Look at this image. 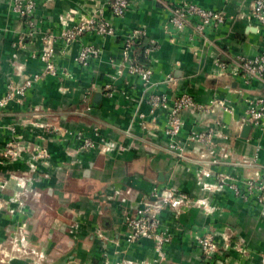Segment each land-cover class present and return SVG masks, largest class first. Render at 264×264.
I'll return each instance as SVG.
<instances>
[{"label":"crops","instance_id":"obj_1","mask_svg":"<svg viewBox=\"0 0 264 264\" xmlns=\"http://www.w3.org/2000/svg\"><path fill=\"white\" fill-rule=\"evenodd\" d=\"M7 1L0 0V97L9 82L19 83L24 76L40 71L41 63L37 55L47 41L53 39L52 47L60 50L63 43L62 32L80 26L83 29L75 40L65 46L67 50L58 60V64L67 68L70 73L69 80L59 82L46 78L40 86L27 93L22 106L12 104L0 111V151L9 137L6 131L8 125H14L16 132H22L28 140H33L31 137L38 134L39 131L30 126L21 129L19 124L22 118L30 120L32 106H40L39 109L45 112L44 115L54 117L55 119L51 118L52 121L57 119L56 124L72 127L71 124L85 135L91 124L88 121L97 122L101 126V134L121 148V151L115 149L106 156L96 150L72 155L67 142L44 137V145L50 155L47 164L39 169H42V176L47 179L45 183L50 189L57 187L62 199L64 196L63 203L60 199V212L67 215L74 210L76 215L80 212L88 215L94 209L92 201L100 202L99 195L109 194L112 189H121L124 186L134 189L138 193L137 199L144 196L154 185L176 187L195 199L209 196V204L218 212L206 217L192 210L178 221L166 218L165 225L174 234L168 250L170 258L177 260L179 264H195L192 259L191 239L182 230L193 232L199 227L208 228L217 224L235 228L234 239L243 240L252 251L263 248L261 245L264 244V237L259 232L264 230V221L256 222V219L247 217L244 207L227 191L210 195L200 191L193 175L194 170L184 169L165 150L168 141L163 135L165 114L161 110L155 111L150 118L146 117L150 120L149 124L153 125L147 126V130L143 131L136 124L129 123L135 111L138 93L127 99L129 93L127 94L125 88L126 93L105 98L97 89L102 82H106V76L111 73L107 61L118 59L124 37L139 31L146 44L153 42L155 45L146 52V66L152 71L151 82L155 83L154 93L166 94L168 97L186 93L200 104L213 99L229 100L232 114H222L216 109L211 114H205L211 119L208 127H214L210 124L212 122L220 123L217 130L226 139L217 140L230 147L235 161H249L255 155L258 165L264 168V132L253 129L246 138H242V126L237 123L243 108L242 100L263 97L264 84L252 81L243 85L237 78L231 77L228 71L217 76L214 68L215 62L224 63L231 68L234 66V58L251 59L259 50L264 49L261 27L251 17L252 0H129V9L121 18L110 14L109 0H30L33 2L30 14L33 28L29 34L22 21L9 12ZM181 2L221 12L225 22L215 29H204L202 33L193 31L191 25L177 32L168 24L167 15L169 8L176 7ZM103 21L112 36H101L97 33L98 23ZM85 45L98 48L101 54L98 60L91 62L87 70L76 69L73 58L77 50ZM134 50L132 51L136 54ZM168 75L173 79L170 89L164 82ZM89 82H93V87H96L94 90H89ZM119 82L123 83L122 79ZM60 87L64 88L61 93L57 90ZM85 95V104L89 107L87 115L90 118L73 116L75 111L83 112L85 101L82 98ZM138 109L148 113L145 105ZM205 115L195 118L182 113L184 125L175 139L176 142L187 146L185 139L189 133H200L207 129L206 125L196 124V120H203ZM40 122L48 123V120L41 119ZM128 130L130 134H127ZM119 134H122L121 139L118 138ZM1 161V177L8 178L24 165L21 160L13 165ZM223 171L236 177L247 175L242 167L234 171L225 167ZM86 184L92 189L84 190ZM15 189L10 184L4 192L15 193ZM3 196L2 193L0 199ZM116 205V202L106 205L104 215L107 220L102 221L105 229L115 228L119 223ZM93 218L94 221L99 219L95 216ZM55 221L57 222L56 219ZM64 223L60 221V226ZM256 258L255 255L252 256V260Z\"/></svg>","mask_w":264,"mask_h":264},{"label":"rangeland","instance_id":"obj_2","mask_svg":"<svg viewBox=\"0 0 264 264\" xmlns=\"http://www.w3.org/2000/svg\"><path fill=\"white\" fill-rule=\"evenodd\" d=\"M29 1H7L9 12L19 18L25 28V20L18 16L17 9L28 6ZM99 34L101 36L113 35L112 32ZM132 35L133 33L124 37L122 46L130 41L133 47L136 46L139 36L142 35L141 33ZM134 40L136 42H133ZM147 45H150L148 49L155 47L149 42ZM84 48L90 53L87 59L80 61L79 54ZM65 50H67L65 47L55 50L52 44L50 47H43L37 55L41 63L40 71L24 76L19 83L9 82L0 97V111L12 104L22 106L27 93L40 86L46 78H53L59 82L69 80L71 75L67 68H62L58 64ZM132 50V47L128 50L121 47L118 59L107 61L111 73L106 76V82H102L97 88L100 94L105 98H112L127 92L129 93L128 96L126 94L128 99L138 93L135 100V111L129 123L136 124L143 131L147 130V126L153 125L149 124L150 120L148 121L146 117L150 118L155 111L161 110L165 114L163 135L168 141L165 150L171 153L184 169L194 170L193 175L199 190L206 192L207 195L227 191L236 202L244 207L247 217L256 219V222L264 221V182L260 186L258 181L255 187H245L242 184L243 179H251L256 172L263 180L264 168L258 165L255 155L249 161H235L231 156L230 147L217 140L218 138L226 139V136L217 130L221 126L220 123L216 126L217 122L210 123L214 127H208L202 131L207 132L206 134H210V130L215 133L219 132L215 136L211 135V143L206 145H198L189 141L188 136L196 132H191L186 136L185 142L189 147L176 142L175 139L184 125L181 114L183 125L178 133L173 137L169 133L166 134L168 130L166 113L173 105L174 95L168 97L163 94L166 97L164 109H159V104H153L156 97L162 94L154 93L155 83L151 82V69L142 65ZM100 54L101 51L94 46H82L73 58L74 67L87 70L91 62L99 59ZM43 55H47L44 60L41 59ZM48 65L51 67H47ZM140 72H147L148 78L142 80ZM121 79L123 83L119 82ZM164 82L170 89L172 84ZM93 85V82H89V90L96 88ZM57 90L61 93L64 88L60 87ZM86 97L85 95L82 98V101H85L83 112L75 111L73 116L89 117L87 115L89 107L85 104ZM141 105L147 107V114L138 109ZM200 105L210 106L209 101ZM39 108L40 106H32L30 120L22 118L23 120L19 121L21 129L30 126L37 132L39 131L31 137L33 140L24 138L22 132H16L15 126L11 124L6 128L9 137L0 151V160L4 164L13 165L18 160L23 161L24 164L13 174H8L10 175L8 178L0 176V191L4 194L0 199V264H179L177 260L168 256L174 234L169 226L165 225V219L170 217L178 221L181 216L192 210L206 217L213 216L218 211L209 204L210 197L201 196L200 199H195L176 187L154 185L144 196L137 199L138 193L124 186L121 189H112L109 194L99 195L100 202L99 200L92 201L94 209L88 215H83L82 212L76 215L74 210L72 214L64 215L59 209L60 199H62L59 189L55 187L51 190L45 183L47 179L42 176V169H39L47 164L50 155L44 145V137L67 142L69 148L71 147L69 153L72 155L96 150L102 156H106L112 150L121 151V148L101 134V126L97 122L88 121L91 124L85 135L71 124L72 127H62L56 124L57 119L52 121L51 118H55L50 117L49 114L44 115L45 112ZM212 108L214 111L215 109L219 111L216 107ZM206 115L196 124L205 122L208 125L211 119ZM41 119H47L48 123L40 122ZM127 134H130L129 130ZM119 135L118 138L121 139L122 134ZM225 167L231 168L232 171L242 167L247 175L236 177L223 171ZM10 184L16 188L15 193L4 192ZM91 189L87 184L85 185L84 190ZM63 200L64 196L62 203ZM173 201L178 202V205L172 207ZM110 202L117 204L116 215L119 223L115 225V228L108 230L104 228L102 221L107 220L104 213L106 205H110ZM138 211L140 214H137ZM257 211L258 214H256ZM61 216L63 219H60ZM94 216L99 219L94 221ZM60 221L67 224L60 226ZM90 222L94 223V226H91ZM132 222L136 223L133 230L129 227ZM234 229L228 225L217 224L208 228L199 227L193 232L182 230L183 233H188L191 239L192 259L195 264H264V244L261 245L263 248H260V251H252L243 240L234 239ZM136 232L137 235H135ZM259 235L264 237V230H261ZM253 255L257 257L256 260H252Z\"/></svg>","mask_w":264,"mask_h":264},{"label":"built area","instance_id":"obj_3","mask_svg":"<svg viewBox=\"0 0 264 264\" xmlns=\"http://www.w3.org/2000/svg\"><path fill=\"white\" fill-rule=\"evenodd\" d=\"M251 5V17L252 19L261 27L262 30V41L264 43V0H252ZM110 14L115 18H121L129 9V0H109L108 4ZM33 10V3L29 1L28 6L18 8V16L25 20L27 33H30V30L33 28V24L30 19V14ZM167 22L172 26L174 30L177 32H181L185 27L191 25L193 31L202 33L204 29H215L221 24L225 22V17L221 12L212 11L208 9H204L198 5H194L187 2H181L178 6L172 7L168 9ZM83 28L80 26L74 30H65L62 32V49L68 43H71L77 35L80 34ZM97 33L101 34H110L111 31L108 26L104 22L98 23ZM140 32H133L132 36L138 34ZM143 36V35H142ZM142 36H139L142 37ZM71 41V42H70ZM133 42H136L134 40ZM153 44V42H149ZM51 41L46 42V46L50 47ZM124 50L133 48L132 41L128 42V44L122 46ZM150 47V45H148ZM148 47L144 50V56H146V52ZM90 52L85 48L79 54V60L82 61L88 58V54ZM47 55H43L41 57L44 60V57ZM233 67L224 64V63H214V68L217 71V76H222L225 74V71H228L231 77L237 78L243 85H247L252 81L259 82L264 84V49L259 50L255 56L251 59H245L242 57H236L233 61ZM47 67H51L48 65ZM142 80L148 78L147 72H140ZM164 80L170 84H173V79L168 75L164 78ZM165 100L166 97L162 94L156 97L155 102L153 104H159V109L165 108ZM243 108L241 115L239 116L237 123L241 126H250V130H257L258 132H264V96L263 97H255V98H246L242 100ZM210 106H203L195 103L192 98L185 94L180 93L173 97V105L170 109L167 110V126L168 130L165 132L169 133L173 137V135L177 134L180 127L183 125V122L180 118V114L187 113L193 117L203 116L207 113H212L214 110L212 107H216L222 114H232V108L230 106V101L227 99H214L209 101ZM198 117V118H199ZM197 118V119H198ZM199 122V120H196ZM200 124L206 125L205 122H200ZM219 123H216L218 126ZM208 129V125H206ZM207 133V132H206ZM204 132L201 133H192L188 136L189 141L194 142L198 145H206L210 144V136H215L219 134V132L215 133L210 130V134H206ZM219 137V136H218ZM262 178L258 176V173H254V176L251 179H243V185L246 187H255L257 182L258 184L264 182V175ZM260 178V180H259ZM235 191V190H234ZM237 192V191H236ZM235 192V193H236ZM237 194V193H236ZM177 206L178 202H172L171 206ZM140 214V211L137 212ZM136 226V223L132 222L129 224V227L133 230ZM137 235V232L136 234Z\"/></svg>","mask_w":264,"mask_h":264},{"label":"trees","instance_id":"obj_4","mask_svg":"<svg viewBox=\"0 0 264 264\" xmlns=\"http://www.w3.org/2000/svg\"><path fill=\"white\" fill-rule=\"evenodd\" d=\"M147 47H148V45L145 44L144 36L140 37L139 40L137 41L136 46L133 47V49H135L134 52L137 55L138 61L144 66L147 65L146 56H144V50Z\"/></svg>","mask_w":264,"mask_h":264},{"label":"water","instance_id":"obj_5","mask_svg":"<svg viewBox=\"0 0 264 264\" xmlns=\"http://www.w3.org/2000/svg\"><path fill=\"white\" fill-rule=\"evenodd\" d=\"M249 131H250V126H247V125L246 126H242L241 132H240V136L242 138H246V136L248 135Z\"/></svg>","mask_w":264,"mask_h":264}]
</instances>
